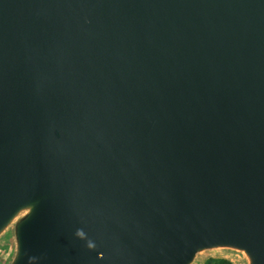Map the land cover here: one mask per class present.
I'll list each match as a JSON object with an SVG mask.
<instances>
[{
	"label": "water",
	"instance_id": "95a60500",
	"mask_svg": "<svg viewBox=\"0 0 264 264\" xmlns=\"http://www.w3.org/2000/svg\"><path fill=\"white\" fill-rule=\"evenodd\" d=\"M7 264H264V0H0Z\"/></svg>",
	"mask_w": 264,
	"mask_h": 264
},
{
	"label": "rangeland",
	"instance_id": "374dc122",
	"mask_svg": "<svg viewBox=\"0 0 264 264\" xmlns=\"http://www.w3.org/2000/svg\"><path fill=\"white\" fill-rule=\"evenodd\" d=\"M12 253V243L9 238L0 239V264H7ZM207 261L224 262L225 264H246L242 255L227 251H210L203 253L197 264H205Z\"/></svg>",
	"mask_w": 264,
	"mask_h": 264
},
{
	"label": "trees",
	"instance_id": "16d2710c",
	"mask_svg": "<svg viewBox=\"0 0 264 264\" xmlns=\"http://www.w3.org/2000/svg\"><path fill=\"white\" fill-rule=\"evenodd\" d=\"M205 264H225L224 262L207 261Z\"/></svg>",
	"mask_w": 264,
	"mask_h": 264
}]
</instances>
